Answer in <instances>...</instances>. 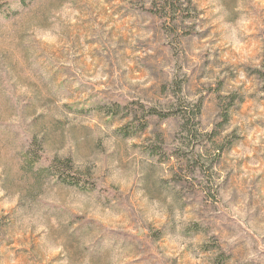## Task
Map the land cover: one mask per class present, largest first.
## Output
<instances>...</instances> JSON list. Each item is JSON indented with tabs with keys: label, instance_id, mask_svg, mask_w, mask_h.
<instances>
[{
	"label": "rangeland",
	"instance_id": "obj_1",
	"mask_svg": "<svg viewBox=\"0 0 264 264\" xmlns=\"http://www.w3.org/2000/svg\"><path fill=\"white\" fill-rule=\"evenodd\" d=\"M177 4L0 0V264H264V0Z\"/></svg>",
	"mask_w": 264,
	"mask_h": 264
},
{
	"label": "trees",
	"instance_id": "obj_2",
	"mask_svg": "<svg viewBox=\"0 0 264 264\" xmlns=\"http://www.w3.org/2000/svg\"><path fill=\"white\" fill-rule=\"evenodd\" d=\"M179 1L180 0H152V3H158L162 6V10L164 12L168 10V12L170 11L173 15H176L177 10L180 9L177 4ZM150 114L159 117L162 116L161 112L153 111ZM222 118L224 121L227 120V111L223 112ZM122 133L126 136L134 135L133 132L127 133V130H123ZM36 144L38 148L34 147ZM148 151L152 156L157 157L160 161H165L158 150L149 147ZM40 153L41 149L39 147V143H36V138H34L31 140L29 148L20 154L22 162L20 170L38 180L43 177H49L55 179L56 183L59 184L75 187L80 190H85L87 188L88 182L85 179H82L79 175L77 176L74 174L70 159L66 158L60 160L55 157L49 161L47 165L38 166V163L41 161Z\"/></svg>",
	"mask_w": 264,
	"mask_h": 264
}]
</instances>
